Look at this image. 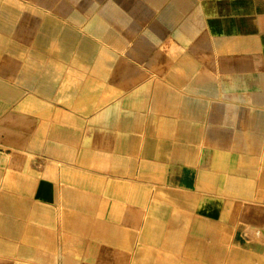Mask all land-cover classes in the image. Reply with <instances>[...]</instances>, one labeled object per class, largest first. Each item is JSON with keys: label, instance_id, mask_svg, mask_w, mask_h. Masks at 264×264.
I'll return each mask as SVG.
<instances>
[{"label": "crops", "instance_id": "obj_1", "mask_svg": "<svg viewBox=\"0 0 264 264\" xmlns=\"http://www.w3.org/2000/svg\"><path fill=\"white\" fill-rule=\"evenodd\" d=\"M0 264H264V0H0Z\"/></svg>", "mask_w": 264, "mask_h": 264}]
</instances>
